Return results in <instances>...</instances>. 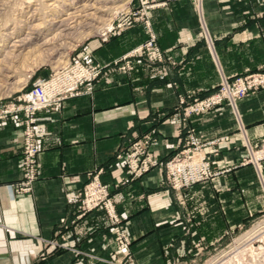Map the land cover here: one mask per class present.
<instances>
[{
	"label": "crops",
	"instance_id": "1",
	"mask_svg": "<svg viewBox=\"0 0 264 264\" xmlns=\"http://www.w3.org/2000/svg\"><path fill=\"white\" fill-rule=\"evenodd\" d=\"M149 16L172 63L157 67L141 59L124 76L106 70L91 94L40 111L38 178L30 194L13 192L21 179L19 119L1 123L0 264H166L190 236L209 241L263 209L256 172L242 160L246 141L256 146L264 138V90L239 102L237 113L223 103L187 121L180 99L212 94L223 77L264 71V0H203L200 8L193 0H175ZM204 27L214 49L205 44ZM146 38L138 24L106 42H89L81 57L108 68ZM189 132L207 144L202 152L221 174L178 193L161 184L164 163L183 149ZM144 137L151 140L154 164L125 182L116 155ZM98 169L131 240L126 256L116 253L103 208L84 215L78 209L79 194Z\"/></svg>",
	"mask_w": 264,
	"mask_h": 264
},
{
	"label": "rangeland",
	"instance_id": "2",
	"mask_svg": "<svg viewBox=\"0 0 264 264\" xmlns=\"http://www.w3.org/2000/svg\"><path fill=\"white\" fill-rule=\"evenodd\" d=\"M172 1L175 0H60V1L59 0L56 1L55 0H0V32L3 30L4 27L9 28L8 31H12L14 27L20 25L21 24L20 18L21 19L27 18L30 14H28V12L26 11H28V9L30 8L32 10L37 9L39 12L44 13V12H48L49 9L56 11L58 7L62 8V5L64 4L70 6L74 2H76L74 4L77 5L90 4L91 7L94 6L93 8H91V10H89L90 16L89 19H87L86 21V23H89V26L81 27L78 30L75 29V30L67 31L65 32V34L68 33L70 34L67 35V37L65 38L58 35L60 33L59 30H54V31L52 30L48 35L49 38H53L52 43L50 42L48 44H43L45 38H42V40L39 41V45L32 44L31 46L26 47L15 54L14 52L13 54L11 53L12 47L10 46L11 45L10 41L9 44L5 45L2 48L4 50L3 52H0V105L12 101L22 92L24 93L25 91L29 90L33 86V84H35L38 80L43 78H48L52 73L66 66L70 62H75L77 60H84L81 56L84 55V47L89 42L98 39H100L102 42H106L110 39L112 35L114 34L119 35L128 29H132L138 24H142L146 28V32H147L146 40L140 43L139 45L135 46L132 50L125 53L116 61H114L113 64H111L108 68L107 66L102 65L100 63H91L92 65L97 64V66L101 68V75L100 77L97 78V81H99L102 78L106 70L115 71V72L117 71L118 74L123 76L129 75L135 72V70L137 69V67L141 62V59L146 61L148 64L157 67L162 66L164 64L167 65V63L171 64L173 59L165 58L164 52L159 45L157 35L152 28L149 12L157 8L167 7L169 3ZM193 1L197 2L198 8L201 7V2H203V0H193ZM54 6L56 8H54ZM199 10L201 11V9ZM247 15L250 16V14ZM200 16L202 17V14H200L199 12L198 17ZM38 17L42 18L41 15H38L37 18ZM47 19H51V16H48ZM125 21L130 22V24H126L118 27L119 24H122ZM39 22L40 20L37 21L35 20L33 25L38 24ZM109 24H111L110 25L111 27L105 29L109 26ZM46 28L48 27H44V29ZM203 33H204L203 38L206 46L209 49H214V42L210 37V35L208 34L209 32L205 27L203 28ZM152 36H154L155 43L164 56L165 61L163 63L148 62L145 56H141L134 53L137 49H139L140 47H144L148 42H150ZM0 44H3L2 40H0ZM144 50H145V54H147L148 51L146 47L144 48ZM132 53L133 55H131ZM163 70H165L164 67L161 68V71ZM7 72H9L10 75L13 76L11 78H6L5 75H7ZM256 73L264 74V71L248 72L244 75L237 76L234 79H228L226 77H223L220 86L212 94L203 98L182 96L180 99V108L182 110L183 120L185 117L184 116L185 107L198 100H204L213 96L214 94H217L222 86L223 79H226L227 81H229V83H232L235 82L236 79H238L239 77H243L248 74H256ZM20 78L22 79V83L19 85H15L16 81L21 80ZM262 89L264 90V88H259L249 91L244 96V98L236 102V106H237L236 110L233 108V106L230 104L229 101L225 100L224 102H222V104L227 103L228 106L234 112L237 113L239 102L245 100L252 92ZM181 100H184V102L181 103ZM222 104H219L218 106ZM218 106L214 107L213 109L217 108ZM191 133L192 132H189L188 135ZM188 135L185 140V145L183 149L186 146ZM147 138L148 137L135 139L131 142V144L135 141H143ZM150 144H151V140L149 143V151H150ZM245 144H246L245 147L246 157L242 160V163L244 165L253 166L258 180L257 188L258 190H260L264 202V138H262L260 143L256 146L251 144V142H249L248 140L246 141ZM130 146H128V148ZM128 148H126L124 151L119 152L118 154L125 153ZM249 148H252L254 150L255 153L254 156H252L249 153ZM118 154L116 155V158L120 160L118 158ZM173 157H171L164 163V174L162 179L165 178L166 176V164ZM206 158L211 162V160L207 156ZM120 161L123 162L122 160ZM123 164L125 166L124 162ZM211 168L213 174L210 178L200 181L180 192L170 188L169 186L167 187H169L175 192L184 193L185 191L191 189L193 186L211 180L221 174V172L213 168L212 162H211ZM100 170L101 169H98L95 170L94 172ZM150 170H148L147 172H149ZM102 174L103 172L101 170L100 177L102 182L104 183L102 179ZM37 175H38V171H37ZM110 193H111V189H110ZM119 219H120V223L117 227L110 221L113 226L114 233L116 232L115 228H119L127 236L123 228L122 220L120 216ZM185 219L189 222L191 220V217L186 215ZM115 236L117 241L116 233ZM191 237L192 236H190V238L188 239V243L185 242L182 243L183 247L180 244L179 248L175 247V249H173L170 252L171 256L169 255V259L166 264H264V207L263 209H261V211L255 212L249 217H247L245 221L231 225L227 230H224V232H219L216 233L215 235H212V237L209 238V241L201 240L202 238L192 239ZM130 246H131V240L129 243L128 253L123 254L119 252V244L117 242L116 253L118 255L126 256L130 252ZM128 260L130 259L128 258Z\"/></svg>",
	"mask_w": 264,
	"mask_h": 264
},
{
	"label": "built area",
	"instance_id": "3",
	"mask_svg": "<svg viewBox=\"0 0 264 264\" xmlns=\"http://www.w3.org/2000/svg\"><path fill=\"white\" fill-rule=\"evenodd\" d=\"M126 24H130V22L125 21L119 24L118 27ZM145 47L148 51L147 54H145ZM134 53L145 56L146 60L151 63H163L165 61L163 54L155 43L154 36H152L150 42ZM100 75L101 68L97 64H87L84 60L70 62L52 73L48 78L38 80L29 90L22 92L12 101L0 105V124L15 117L19 119L22 128L21 179L13 185V192L16 195L32 193L38 178L37 160L40 146L36 132L37 114L43 110L58 109L66 99L91 94ZM259 88H264V74L261 73L239 77L232 83L223 79L222 86L217 94L185 107L184 120H188L194 115L207 113L225 100L229 101L236 110L238 100L244 98L249 91ZM183 102L184 100H181V103ZM149 143V138L143 141H135L125 153L118 154V158L125 163L128 172L125 182L142 176L153 166L154 160L149 151ZM205 146L206 144H203L194 132L189 134L185 148L167 162L166 176L161 180L162 184L180 192L210 178L213 174L211 162L202 154ZM249 153L252 156L255 155L252 148H249ZM100 174L101 170L90 173L79 195L78 209L80 214L84 215L101 207L106 211L109 220L117 227L120 219L115 202L109 187L102 182ZM115 229L119 252L126 254L128 253L130 240L121 229Z\"/></svg>",
	"mask_w": 264,
	"mask_h": 264
},
{
	"label": "bare ground",
	"instance_id": "4",
	"mask_svg": "<svg viewBox=\"0 0 264 264\" xmlns=\"http://www.w3.org/2000/svg\"><path fill=\"white\" fill-rule=\"evenodd\" d=\"M74 3H72L70 6L64 4L62 5V8L58 7L56 11L49 9L48 12L44 13L39 12L37 9H28V11L26 12H28V14L30 15L28 17L26 16L27 18L24 19L20 18V25L14 27L12 31H8L9 28L4 27L3 30L0 32V40H2L3 42V44H0V52H3L4 49L2 48L5 45L9 44V41L11 42L10 46L12 47L11 53L13 54L14 52L15 54L18 51H21L22 49L31 46L32 44L39 45V41H41L42 38H45L43 44H48L50 42L52 43L53 38L48 37L52 30H59L60 33L58 35L65 38L67 37V35L70 34H65V32L75 29L78 30L81 27L89 26V23H86V21L87 19H89L90 16L89 10H91V8H93L94 6L91 7L90 4L77 5ZM54 8L56 7L54 6ZM38 15H41L42 18H37ZM48 16H51V19H47ZM35 20H40V22L38 24L33 25ZM110 25L111 24H109L108 27L106 26L107 28L105 29L110 28ZM44 27L48 28L44 29ZM12 76L13 75H10L9 72H7V75H5L6 78H11ZM21 83L22 79L16 81L15 85H19Z\"/></svg>",
	"mask_w": 264,
	"mask_h": 264
}]
</instances>
